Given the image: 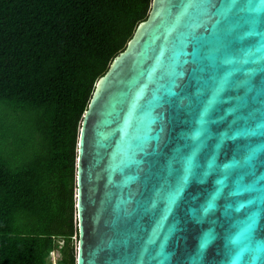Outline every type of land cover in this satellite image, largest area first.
<instances>
[{"label": "water", "instance_id": "95a60500", "mask_svg": "<svg viewBox=\"0 0 264 264\" xmlns=\"http://www.w3.org/2000/svg\"><path fill=\"white\" fill-rule=\"evenodd\" d=\"M75 166L76 264H264V0H153Z\"/></svg>", "mask_w": 264, "mask_h": 264}, {"label": "trees", "instance_id": "16d2710c", "mask_svg": "<svg viewBox=\"0 0 264 264\" xmlns=\"http://www.w3.org/2000/svg\"><path fill=\"white\" fill-rule=\"evenodd\" d=\"M152 1L0 0V264H76L82 116ZM15 117L44 143L20 166Z\"/></svg>", "mask_w": 264, "mask_h": 264}, {"label": "rangeland", "instance_id": "374dc122", "mask_svg": "<svg viewBox=\"0 0 264 264\" xmlns=\"http://www.w3.org/2000/svg\"><path fill=\"white\" fill-rule=\"evenodd\" d=\"M13 125L14 129L17 133H20V135L17 137V140L15 142V145L13 146V149L15 150L13 155L18 156L20 161L19 165L23 164L22 158H26V153L31 154L32 152L38 153L42 152V148H44V143L39 138V142H33V137L30 136L29 129H30V122L31 120L27 117H15L13 118ZM12 151V150H11ZM13 152V151H12ZM76 221V220H75ZM72 244L75 245V248H77V237H72ZM62 244V242H60ZM57 259H59V253L58 251H54L51 254V264L57 263Z\"/></svg>", "mask_w": 264, "mask_h": 264}, {"label": "built area", "instance_id": "2783aa9c", "mask_svg": "<svg viewBox=\"0 0 264 264\" xmlns=\"http://www.w3.org/2000/svg\"><path fill=\"white\" fill-rule=\"evenodd\" d=\"M51 254H52V252H51ZM56 264V263H55Z\"/></svg>", "mask_w": 264, "mask_h": 264}]
</instances>
